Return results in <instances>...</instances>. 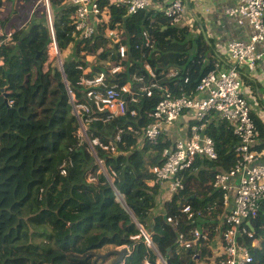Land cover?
Segmentation results:
<instances>
[{
  "label": "trees",
  "instance_id": "16d2710c",
  "mask_svg": "<svg viewBox=\"0 0 264 264\" xmlns=\"http://www.w3.org/2000/svg\"><path fill=\"white\" fill-rule=\"evenodd\" d=\"M49 1L59 52L74 44L72 58L63 62L62 70L55 64V55L48 61L50 38L43 22L16 30L10 42L0 46V264H110L115 255L106 253L121 246L129 248L123 264H163L160 257L169 264H196L194 257L196 253L204 256V246L200 252L196 243L195 248L176 251L178 232L193 226L179 209L187 202L194 210L209 204L207 194L215 169L227 170L235 163L237 138L229 124L217 119L209 123L206 133L214 141L217 158L198 159L193 167L208 169L192 176L184 172L185 189L173 196L165 214H153L159 186L147 184L152 178L148 165L161 161L162 148L170 140L162 136L152 147L134 149L136 140L124 127L128 123L135 126L138 118L146 122L145 111L159 100V91L155 89L152 98L142 97L132 105L137 110L134 119L120 116L87 125L90 138L98 136L103 141L123 129L119 153L95 149L108 179L99 172L86 143L77 138L78 122L68 89L80 101L83 88L77 83L81 74L94 77L104 71L108 84L127 83L133 73L147 77L149 62L157 72L167 64L179 66L177 77L161 84L179 94L177 87L185 79L184 92L194 93L215 60L211 54L206 63V51L213 48L212 41L204 37V26L199 30L197 22L198 35L192 37L187 26L170 27L157 15L156 26L149 29L150 48L141 35L146 24L143 13L136 14L127 21L126 53L120 58L101 33L74 40L72 8L64 6V0ZM111 12L112 19L123 14L113 5ZM92 58L96 63L89 66ZM115 66L119 69L111 75L109 69ZM6 99L13 103L9 105ZM252 118L264 134V124L254 114ZM216 195L220 203L221 195ZM168 215L178 217L179 225L167 221ZM145 233L153 246L146 243ZM245 243L253 258L250 264H264V205L253 221V237Z\"/></svg>",
  "mask_w": 264,
  "mask_h": 264
},
{
  "label": "built area",
  "instance_id": "2783aa9c",
  "mask_svg": "<svg viewBox=\"0 0 264 264\" xmlns=\"http://www.w3.org/2000/svg\"><path fill=\"white\" fill-rule=\"evenodd\" d=\"M72 8L71 24L74 40L94 38L100 29L110 41L112 50L123 58L126 46L123 37L126 35L127 18L143 13L146 22L141 31L147 46L152 42L149 29L157 15L165 18L168 26H183L187 0H64ZM233 5L225 9L228 16L236 17L237 22H247L254 30L248 41L229 40L225 51L228 58L225 67L216 64L201 77L194 94L184 92L187 80L179 87V94H173L161 83H156V75L148 64L145 65L148 76L133 73L130 83L108 84L106 74L101 72L94 77L81 74L78 85L82 86L80 101L68 90L72 111L78 122L77 138L80 143H86L88 151L94 156L96 164L108 179V173L103 161L97 157L96 148L111 154H117L118 143L121 142L119 129L106 141L98 136L90 138L87 125L93 121L109 122L120 116L137 117V110L132 105L138 104L142 97L152 98L154 90L159 91V100L146 113V122L136 119L137 124H126L125 129L135 138L134 149L152 147L163 136L166 138L170 129L183 114L190 117L183 126V136L169 146L162 148L161 161L150 163L148 170L152 178L147 184L159 186L156 197L157 207L153 214H165L166 205L174 195L185 189L183 173L192 176L197 170L206 171L208 167L193 166L198 159L215 160L217 152L213 139L206 133L210 122L226 121L237 138L234 148L237 153L235 163L227 170L215 169L211 181V189L207 196L211 202L204 208L193 209L190 203L180 206L179 211L193 226L178 232L176 251L196 248L199 252L204 246L205 254L195 255L196 264H250L253 261L246 238L253 237L252 224L257 219L264 205V161L255 149L259 130L252 118L251 107L243 94V69L255 71L257 67L264 68V0H231ZM8 0H0V6H11ZM111 5L122 9L119 19H112ZM44 7L45 25L49 33L47 44L48 61L51 55L56 56V64L62 70L60 52L57 46L53 26V14L49 0H37L31 5V14ZM191 19V18H190ZM194 22V20H192ZM188 27V26H187ZM12 32L2 33L0 46L10 42ZM70 46V45H69ZM83 70L82 65L77 66ZM119 66L109 70L113 75ZM178 71L170 73L177 77ZM157 91V92H158ZM9 105L12 100H7ZM70 164V163H69ZM66 165L61 173H66ZM89 181L94 177L88 175ZM219 193L220 203L218 201ZM118 195V193H117ZM167 221L179 225V218L167 216ZM207 221V223L205 222ZM138 227L141 226L138 224ZM187 230V231H184ZM146 243L153 246L145 233ZM160 257V256H159ZM161 262L165 261L160 257Z\"/></svg>",
  "mask_w": 264,
  "mask_h": 264
},
{
  "label": "crops",
  "instance_id": "0c3cea01",
  "mask_svg": "<svg viewBox=\"0 0 264 264\" xmlns=\"http://www.w3.org/2000/svg\"><path fill=\"white\" fill-rule=\"evenodd\" d=\"M8 1L11 2V6H0V38H2V33L12 32V34H14L16 30L26 29L28 25L33 22H43V24L45 25L42 15L40 17L38 16L40 11L31 14V5H33L37 0ZM63 5L67 6L68 4L64 2ZM231 5H233L231 0H187V9L184 13L183 25L190 26V21L194 20V26L197 28V30L199 27V30H203V28L201 27L205 24V39L207 37L212 41L213 50L212 52H210V55H214V66L216 64H219L220 66L225 67V65L227 64L228 58L225 53V47L229 40L248 41L251 35L254 33L253 28L247 22L239 24L237 22L236 17L228 16L225 13V9ZM39 18L42 20V22ZM128 20L129 18L126 19L125 29ZM197 22L199 24V27L196 24ZM154 25L156 26V23ZM165 27L166 26H164V28ZM98 33H101L104 37H106L102 29H100ZM124 37H126V35H124ZM155 54H157L156 51L153 55ZM69 57L71 58V55ZM106 62H108V60H106ZM93 63H96V60L94 58L90 59L89 66H93ZM147 64L150 66V68L154 71L156 75V83H164L168 81L170 79V73L179 70V66H176L174 64H167V67H163L162 70L157 72L155 68H152L149 62ZM166 70L167 72L165 73ZM161 73L163 74V80L160 78ZM243 78L244 81L242 79V91L251 107V113L254 114L264 124V68L262 66H259L255 71H249L245 68L243 69ZM127 83H130V80ZM179 87H177L178 91ZM170 91L175 95L177 94L176 92H174V90ZM189 117L190 116L188 114H183L179 118L177 123L170 129L168 135L164 139L170 140V142L172 143L176 139L183 136V126L186 125V121L189 119ZM255 144V149L260 154V160L264 161V134L259 133Z\"/></svg>",
  "mask_w": 264,
  "mask_h": 264
},
{
  "label": "rangeland",
  "instance_id": "374dc122",
  "mask_svg": "<svg viewBox=\"0 0 264 264\" xmlns=\"http://www.w3.org/2000/svg\"><path fill=\"white\" fill-rule=\"evenodd\" d=\"M28 9V8H27ZM52 10H53V8H52ZM38 11H40V13L38 14V16L40 17L41 15H42V17H43V20L45 21L46 19H45V15H44V7L42 6V7H40V9L38 10ZM37 13V12H36ZM53 13H54V11H53ZM40 19V18H39ZM40 21L42 22V20L40 19ZM190 26H188V28H189V32H190V36H192V37H194V36H197L198 35V30H197V28L194 26V22L193 21H190ZM204 27L206 28V26H205V24H204ZM73 49H74V44H70V46L67 48V50L64 52V53H62V54H60V60H61V62L63 63L65 60H67L68 58H69V56L71 55V58H72V55H73ZM210 52H211V49H208V51H206V54H205V56H208L207 58H206V63L208 62V60H209V55H210ZM225 53H226V51H225ZM56 62L57 61H55V64H56ZM48 66V65H47ZM47 66H45V68L47 67Z\"/></svg>",
  "mask_w": 264,
  "mask_h": 264
},
{
  "label": "water",
  "instance_id": "95a60500",
  "mask_svg": "<svg viewBox=\"0 0 264 264\" xmlns=\"http://www.w3.org/2000/svg\"><path fill=\"white\" fill-rule=\"evenodd\" d=\"M204 37H205V35H204ZM8 72L9 71L7 70V73ZM191 198H193V196ZM248 225L251 229H253L252 224L248 223ZM128 252L129 251H128L127 247H121V248H116V249L110 250L109 252L106 253V255H108V254H114L115 255V258L111 261L110 264H123L125 257L128 255ZM165 264H169L168 259L165 261Z\"/></svg>",
  "mask_w": 264,
  "mask_h": 264
},
{
  "label": "clouds",
  "instance_id": "9594fccd",
  "mask_svg": "<svg viewBox=\"0 0 264 264\" xmlns=\"http://www.w3.org/2000/svg\"><path fill=\"white\" fill-rule=\"evenodd\" d=\"M50 6H51V4H50ZM51 10H52V7H51ZM52 14H53V10H52ZM44 15H45V13H44ZM45 22V21H44ZM46 24V23H45ZM49 32V31H48ZM72 44V43H71ZM61 54V53H60ZM50 61V60H49ZM47 63H48V61L45 63V66H47ZM63 64V63H62ZM57 65V64H56ZM69 90V89H68ZM122 247V246H121ZM129 249V248H128ZM129 251V250H128ZM129 253V252H128Z\"/></svg>",
  "mask_w": 264,
  "mask_h": 264
}]
</instances>
